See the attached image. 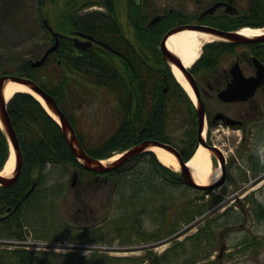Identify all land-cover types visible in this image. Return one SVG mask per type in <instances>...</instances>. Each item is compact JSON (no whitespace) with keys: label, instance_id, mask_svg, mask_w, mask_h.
Instances as JSON below:
<instances>
[{"label":"rangeland","instance_id":"1","mask_svg":"<svg viewBox=\"0 0 264 264\" xmlns=\"http://www.w3.org/2000/svg\"><path fill=\"white\" fill-rule=\"evenodd\" d=\"M86 1L81 0L78 5H83ZM94 1V4L100 3V0ZM146 1L151 2L145 3L146 13L150 17L157 11L163 12L170 7H180V3H172V0ZM235 1L239 3V9L242 11L240 15H250L253 9L264 5V0ZM43 2L44 5H48L50 0ZM40 3L41 0H0V68L6 64L9 67L7 69H10L11 61L17 58L35 61L53 44V41L49 44L46 30L38 20ZM118 4L119 16H125L127 14L125 3L119 0ZM101 9L98 5L89 11L103 12ZM82 13L85 11L80 10L78 16L83 15ZM46 20L51 25L50 19ZM101 22L102 20L99 24L103 25ZM138 46L141 47L139 43ZM51 64L52 62L37 72V76L46 84L50 80ZM75 77L78 80L73 78V82L69 83L64 104L70 111L74 109L80 117L82 125L80 127L83 128L80 131L86 137V144L90 146L100 144L110 137L117 127V104L114 99L106 100L101 90L96 88L97 90L92 92L82 85L80 74L76 73ZM260 145L256 136H249L248 149L252 154L257 153L259 168H263L264 148L261 150L262 153L260 150L257 151ZM118 152L112 155L120 154ZM250 152L247 158L251 155ZM249 166V162L231 166L226 183H221L220 179L218 183L213 184L212 189L203 192L186 185H176L178 187L170 185L166 176L153 171L149 158L132 161L122 171L102 181L100 186H87L88 188L81 184L71 187L74 172L73 169H69L71 167L48 165L43 172L38 192L23 208L21 214L25 216L23 232L25 231L30 239L66 240L74 244L87 241L110 247L104 253L90 254V260L84 259L78 252H70L67 259L57 257L60 258V262L66 261L62 264H153V258L162 257L174 244L185 241L189 251L177 257V261L183 263L192 258L194 243L192 238L205 227L206 221H212L217 242L203 262L264 264V218L257 220L255 217V208L258 204L264 206V181L259 178L261 174L259 168L252 172L249 171ZM167 168L178 172L173 167ZM58 185L64 189L55 195L52 189ZM154 188L162 189L166 193L172 189V195L168 197L169 202L198 205L205 210L191 221L177 220V215H172L168 219L163 213L155 214L151 207L152 200L157 199L160 204L161 194H155ZM214 199L216 201H213ZM230 207L236 213L234 217H240L241 222L232 224L233 215L227 213ZM129 216L132 218L129 219ZM226 221L229 222L228 225L220 226ZM49 223L54 226L48 228ZM174 227L177 228L174 234L165 233V230ZM162 228L164 232H160ZM139 232L148 234L146 237L154 241H140ZM220 254L222 257L219 259ZM2 257H5V262L2 263L0 260V264L14 263L10 260V255H4L0 250V259Z\"/></svg>","mask_w":264,"mask_h":264},{"label":"flooded vegetation","instance_id":"2","mask_svg":"<svg viewBox=\"0 0 264 264\" xmlns=\"http://www.w3.org/2000/svg\"><path fill=\"white\" fill-rule=\"evenodd\" d=\"M106 2L104 0V3H95L91 6L90 3H86L89 6L83 9L85 13L81 15L83 21L95 20L97 16L99 20L102 19L103 25L88 24L84 28L83 34L94 39L78 36L75 31L69 38L73 44L70 52L85 62L81 68H77L73 55L70 56L67 69L71 80L73 78L78 80L75 77L78 73L82 76V85L95 92L98 89L95 84L98 80L95 72H100L101 76L105 77L101 83L114 85L115 95L105 98L114 99L117 104L116 128L128 121V126L137 140L141 142L153 140L171 146L184 162L190 159L200 139L204 137L209 147L214 148L215 154L221 156L223 154L226 158L227 173L224 181L226 183L231 166L247 163L250 135L256 136L261 143L257 151L264 148V85L257 89L253 97L248 99L243 96L246 100H233L230 96L222 98L229 87H234L235 91H238L241 86L248 85L250 78L258 76L259 68L254 59H258L264 65V41L207 47L200 61L190 67L183 66V70L178 67L186 80L193 82L196 88L195 96L204 109L203 117L178 81L173 65L159 46L167 32L184 25L199 29L218 28L228 32L238 30L240 27H235L233 22L241 16L239 3L235 0H172V3H180V7H170L159 14L162 20L166 17L164 25L166 30L161 34L159 43L153 47V40L148 36L145 45L141 40H137L135 17L128 15L130 9L127 5H125L127 14L119 16L118 1ZM138 3L151 2L139 0ZM98 5L103 12L89 11ZM259 6L263 9L261 11L264 17V5ZM250 24L258 25L254 22ZM127 30L129 38H126ZM121 31L125 35L123 39L120 37ZM76 37L83 41L81 43L83 48L76 47L74 39ZM96 40L108 43L121 51L125 57L117 55L119 58L112 60L113 57L110 55L116 54L104 50ZM98 52L108 54L111 57L110 62L90 64L89 55ZM262 151L264 153V149ZM214 159L218 162L216 155ZM259 171L261 172L259 178L264 181V165ZM100 178L97 176L93 180L99 182ZM18 180L10 187L15 186ZM176 180L183 182V175L176 176ZM88 181L90 182L87 186L92 187L91 180ZM10 187H0L2 231H6L9 223L19 217L18 209H15L17 203L10 204V199L19 197L18 201L25 196L21 191H17L16 196L15 193L10 194Z\"/></svg>","mask_w":264,"mask_h":264},{"label":"trees","instance_id":"3","mask_svg":"<svg viewBox=\"0 0 264 264\" xmlns=\"http://www.w3.org/2000/svg\"><path fill=\"white\" fill-rule=\"evenodd\" d=\"M105 1H107L106 3H110V1L115 3L116 0ZM80 2L81 0H50V3L48 5H44L43 0H41L39 9V21L42 28L46 30L48 41L51 40V37L50 33L42 22V20L45 18L50 19V21L52 22L51 26L55 29V31H58L63 35L59 51L51 55L49 58V62L40 69L31 67L29 61L27 60L18 58L16 60L13 59L11 61L10 69H7L9 67H7L6 64H3V66L0 68L2 69V71H0V76L9 74L18 75L22 77H30L37 80L39 84L57 100L61 109L69 118L70 122L75 128L78 138L86 152L93 158L106 159L112 156L114 152H123L131 148L132 146L140 143L141 140L136 139L134 132L131 131V128L128 126L127 121V123L121 124L117 128V130L104 142L92 146L87 145L86 137L80 131L81 124L78 117H76L72 113V111H70L69 107L64 104V102L66 101L67 88L70 82V78L67 76L66 70L70 56L73 55L74 64L77 68H81L82 64L85 63L82 62L81 58L77 57L76 54H72L70 52L73 48V45L72 42H70L69 35H71L74 30L85 31L84 28H86L88 24L92 26L95 23L99 24L97 18L95 20L83 21V19L77 17V11L86 6V4L78 5V3ZM125 2L129 4V8L132 9V13H130V15L135 17V26L137 28L136 33L138 35L137 38H139L142 41V44L145 45V41L148 36L152 38L153 47H155V44L158 43L161 34L166 30V28L164 27L167 21L166 17L154 27L149 28L147 26V20L150 16H148V14L146 13V7L139 5L136 0H125ZM55 3L59 4L56 5ZM85 3L94 2H92V0H87ZM53 5L55 6L53 7ZM261 10L263 11V9ZM261 10L259 9L257 11H254L255 14H252L250 16H242L237 18L236 20H234L235 23L233 22L234 26L241 27L251 25L250 23L252 22L258 23V26H264V18H262L263 13ZM120 37L122 39L125 37L123 31L120 32ZM126 38H129L128 32L126 33ZM224 44L228 43H214L209 45V47H219ZM36 59H38V57ZM59 60L62 62V66H60L58 62ZM88 61L90 64H98V62L104 63L103 61H109V55L98 52L97 54L89 55ZM51 62L52 71H49L50 80L46 84L37 76V72L47 67L48 64ZM8 64H10V62ZM95 74L98 79L97 83L99 84V86H104L106 90H108V92L113 93L114 85L111 83H101V80H105V77L101 76L100 72H97ZM8 112L16 130L24 160V166L22 169L21 176L17 184L9 188L10 194L15 193L16 196L17 191L25 193L29 189L33 181H37L38 184H40L43 179V172L49 164L71 167L73 170L79 173V178L82 182V185H86L90 182L88 180H92L98 175L93 171L87 170L77 160V158L71 151L66 138L63 135L60 125L47 113L41 103L32 95L25 93L16 94L8 104ZM8 157L9 143L7 137L0 129V169L7 161ZM140 158H149L153 171L166 176L167 182L170 185H184L183 183L177 182L175 179V176L177 174L162 166L156 159L155 155H153L152 153H143L138 157L131 159L129 162L139 160ZM129 162L127 164H129ZM249 163L251 165L250 168L252 170H257V163L255 161L253 162L250 159ZM125 166L126 165L122 166L120 169L115 171V173L122 171ZM105 174L108 176L113 175V173ZM60 190L61 189L58 188L55 190V192L58 194L60 193ZM153 190L155 194H161V198L159 201L160 204H158L157 199L156 201L155 199L152 200L153 205L151 207L153 208V212H155V214L156 212L163 213L164 215H166V217H168V219H170L172 215H177V220L189 219V221H191L196 217V215L202 214L205 210L204 208L198 205L189 206L186 203L175 204L174 202H169L168 197L172 195V189H169L168 193L158 188H154ZM33 196H31L25 203H28ZM17 199H10V204L16 203ZM213 201H216V199H214ZM229 212L233 215L232 224H237L241 222L240 217H234L236 213L232 207L228 209L227 213ZM255 217L257 220H261L264 218V207L261 204H258V206L255 208ZM131 218L132 216H129V219ZM137 218V215H135V219ZM23 219H25V216L23 217ZM213 223L214 222L212 221H206L205 227L202 228L196 234V236L192 238L194 243L192 244L193 255L191 256V259H187L183 263L177 261V257L181 253L189 251V249L186 248V243L180 242L177 243L170 250H168V252L163 257L153 258L152 263L215 264L214 262H203L210 255L211 250L215 248V243L217 242V239L215 238L213 232ZM23 224L24 223L21 222V220L14 223H10L7 232H2V230H0V235L22 236ZM228 224L229 222L226 221L220 226H226ZM48 228H50L49 225ZM217 228L221 227L217 226ZM176 229L177 228L175 227L167 229L165 230V233L168 235H172L176 231ZM160 232H164V228H162ZM140 235L141 237H144V239H148L145 237L144 234L140 233ZM2 253L4 255H10V260L14 261L13 264H62L66 261L63 260L62 262H60V258H69V255L66 256L56 254H39L41 255L39 256L38 254L19 249L11 252ZM57 257L60 258L57 259ZM150 257H152V255H150ZM0 260L2 263H4L5 257H2Z\"/></svg>","mask_w":264,"mask_h":264},{"label":"water","instance_id":"4","mask_svg":"<svg viewBox=\"0 0 264 264\" xmlns=\"http://www.w3.org/2000/svg\"><path fill=\"white\" fill-rule=\"evenodd\" d=\"M160 19H161V17L154 18V20L151 22V25L156 24ZM45 23H46V25H48L47 21H45ZM48 29L51 32H53V29L50 26H48ZM185 30H200V29L197 27H193V26H182V27H179V28H176V29L169 31L165 35V37L163 38V40L161 42V50L165 54V56L167 58H169V61H171L174 65H176L177 67H179L182 70H183V65H184L183 61L177 55L172 53L170 51V49L167 47V39L169 37H171L172 35L183 32ZM202 31H207L211 35L222 38L223 40H229V41L241 43V44L250 43V42H258V41L264 40V35L256 36L253 38H248V37L242 35L241 33L227 32V31H222V30L215 29V28H205V29H202ZM77 34H79L80 36H84L86 38H89V39H93L92 37L83 35L80 32ZM53 36H54V38H56V43L50 49L47 50L45 55L40 60H38L36 62H32L33 67L42 66L46 62L48 56L58 49V46L60 43V39H59L60 35L58 33L53 32ZM80 42L81 41L76 39V45L77 46H81ZM98 43L100 45H102L103 47H105L106 49H109L110 51H112L118 55L124 56L121 52L114 50L109 45L102 43V42H99V41H98ZM10 80L19 82V83L27 86L36 95H38L39 97H41L44 100L47 107L49 108V111H51L58 118L57 121L59 122V124L62 128L63 134H64L65 138L67 139L68 144H69L72 152L74 153V155L78 158V160L87 169L95 171V172L115 171L118 168H120L122 165H124L126 162H128L130 159H132L135 156L146 151V149L149 146L156 145V146H160L161 148L170 152L171 154H173L178 159V161L180 163V169L183 172L184 181H185V184L187 186H189L193 189H197V190H209V189L213 188L212 186H209V185L205 186V185H199L198 183H196V181L194 180L192 171L188 167V164H185L184 162L179 160V156H178L177 152L172 147H170L168 145L161 144L157 141H145L139 145H136V146L132 147L123 156H121L118 160L104 165L102 163V161L96 160V159L90 157L86 153V151L83 149L79 139L77 138L75 130L73 129L72 125L70 124L68 118L64 115V113L62 112V110L58 106L57 101L46 90H44L42 87H40L36 82H34L31 79L23 78V77H19V76H9V75H5V76L0 77V121L2 123V128H3L7 138L9 139V142L14 149V152L16 155V169H15V173H14V176H15L14 179L0 176V186L8 187V186L13 185L17 181V179L19 178L20 172L22 169V165H23V157H22V152H21L19 140L17 138L16 131L13 127L9 113L7 111V103H6V100L4 98V85L6 82H8ZM263 83H264V68L259 66L258 77L249 79L248 86L247 87L245 86L243 88V91L245 92L244 97L248 98V97L253 96L256 89L259 86H261ZM190 85L192 86L194 91H196V88L193 86L194 84L192 81H190ZM228 96H230V99H234V98L243 99V97H241V95H238V94L235 95L234 94L233 87L229 88V90L223 94L222 98L226 99V98H228ZM199 113H200L201 117L204 116V109H203V106L201 103L199 105ZM201 145H203L206 149H208L210 151L212 150V148H210L203 140L201 141ZM221 168H222V176H223L222 178H224L226 175V166H225V161L223 159H221ZM77 178H78V175L76 173V174H74V177L72 180L73 186L75 185ZM221 183H222V181H221ZM221 183H219V184H221ZM35 187H36V183L33 184L32 188L26 194L24 199H26L32 193V191L34 190Z\"/></svg>","mask_w":264,"mask_h":264},{"label":"bare ground","instance_id":"5","mask_svg":"<svg viewBox=\"0 0 264 264\" xmlns=\"http://www.w3.org/2000/svg\"><path fill=\"white\" fill-rule=\"evenodd\" d=\"M240 31L242 35L251 38L263 34L264 28L254 29L246 27L242 28ZM217 39L219 38H215L214 36L208 33L186 30L171 36L167 40V46L173 53H175L182 59L185 67H190L199 59L201 54V48L213 41H216ZM173 70L180 84L187 91L194 103H197L195 93L186 78L184 77V75L182 74V72L176 66L173 67ZM17 93L32 94L36 96L44 106H46L45 102L27 86L11 80L5 83L4 98L6 101H10V99H12V97ZM147 150L153 152L161 164L167 167H173L177 171L180 170L179 162L177 161L175 156L170 152L156 145L149 146ZM212 155L213 154L210 150L206 149L203 146H200L196 150L195 155L188 163V167L192 171L194 180L199 185L207 186L216 184L220 181L222 177L221 168L213 167ZM119 157H121L120 154L115 155L110 159L102 161V163L104 165H106L107 163H112L116 161ZM15 166L16 155L13 147H11L10 156L6 161L3 169L1 170L0 175L2 177L7 178L13 177Z\"/></svg>","mask_w":264,"mask_h":264}]
</instances>
